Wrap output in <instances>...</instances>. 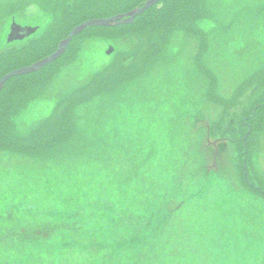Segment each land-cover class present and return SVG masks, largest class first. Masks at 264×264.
<instances>
[{"label": "rangeland", "instance_id": "374dc122", "mask_svg": "<svg viewBox=\"0 0 264 264\" xmlns=\"http://www.w3.org/2000/svg\"><path fill=\"white\" fill-rule=\"evenodd\" d=\"M64 1L74 3L0 0V53L43 36L53 9L63 7ZM208 8L213 17L199 21L211 33L205 61L219 78L218 93L230 98L245 79L264 68V0H208ZM14 23L38 30L23 40L10 41ZM199 42L195 35L177 33L166 54L143 75L106 87L102 95L79 107L67 160L0 150V228L14 226L19 216L31 210L33 203L27 197H36L42 205L46 200H65L66 193L75 198L76 191L84 194L89 186L95 195L104 188L107 211H118L107 224L111 227L115 220L114 227H119L126 210L122 202L136 201L141 190L135 186L143 182V196L169 189L162 201L173 215L151 252L135 263L264 264V195L241 182L234 145L208 135L209 126L227 113L225 131L229 129L233 136L231 120L242 115L243 107L225 113L207 100L208 80L195 62ZM143 43L144 37L137 34L79 39L74 55L58 64L52 78L14 118L17 131L29 133L54 113L59 100L105 68L114 66L111 73L117 74L119 63L128 67L139 62ZM251 93L242 100L245 105ZM216 141L220 142L215 161ZM252 153L255 169L264 175V130ZM98 215L93 224H103L102 213ZM122 226L133 225L122 222ZM85 240L73 244L75 256L62 254V264L105 260L107 256L99 254V240Z\"/></svg>", "mask_w": 264, "mask_h": 264}, {"label": "trees", "instance_id": "16d2710c", "mask_svg": "<svg viewBox=\"0 0 264 264\" xmlns=\"http://www.w3.org/2000/svg\"><path fill=\"white\" fill-rule=\"evenodd\" d=\"M147 1L62 2L63 7L53 9V19L43 36L31 39L21 48L0 53V80L11 71L30 66L55 53L60 43L78 25L130 12L142 7ZM212 17L208 0H163L138 16L132 24L86 29L72 41L61 59L39 72L17 76L7 82L0 93V150L35 158L67 157L70 141L77 133V109L102 95L106 87H118L121 85L118 82L124 83L143 75L157 58L166 54L177 33H186L195 35L200 40L195 62L208 80L207 100L222 107L225 113L243 107L242 115L231 120L236 130L233 136L228 134L229 129L225 131L229 122L227 113L209 126L208 135L212 139L222 138V141H230L234 145L241 182L254 192L264 195V175L257 172L252 157L258 135L264 130V68L256 70L245 79L230 98L222 97L218 93L219 78L205 61L211 33L199 25V21ZM126 34L144 37V49L142 48L139 62L128 67L119 63L117 74L111 73L115 70L114 66L105 68L89 83L59 100L54 113L44 118L29 133L17 131L14 118L32 101L34 92H40L39 87L52 78L58 64L70 54L74 55L79 39L84 36L118 38ZM249 90H252L251 98L245 105L242 100L247 99ZM142 183L135 186L138 192L141 190L136 201L134 198L129 204L122 202L126 210L120 215L122 221L119 227H114L115 220L110 222L111 227L107 224V220L118 215V211H107L109 200L103 192L104 188H100L95 195L89 186L84 194L79 195L76 191L75 198L70 199L66 193L65 200H46L42 205L35 202L36 197L25 198L32 201L31 210L19 216L14 226L0 228V264H62V254L66 251L70 254L69 257L75 256L77 251L73 244L85 242V238L98 239V246L102 248L98 253L107 256L96 264H137V259L144 253L151 252L155 240L169 229L173 215L163 204L169 189L164 187L159 189L163 192L158 195L153 191L143 196ZM153 186L158 189L159 185ZM100 212L103 224H93L94 216L99 217ZM122 222L132 223L133 226L123 227Z\"/></svg>", "mask_w": 264, "mask_h": 264}, {"label": "water", "instance_id": "95a60500", "mask_svg": "<svg viewBox=\"0 0 264 264\" xmlns=\"http://www.w3.org/2000/svg\"><path fill=\"white\" fill-rule=\"evenodd\" d=\"M162 1L163 0H149L142 7H138V8H136L130 12L115 15V16L110 17V18L93 19V20H89V21H86V22L78 25L77 27H75L71 31L70 35L60 43V45H59V47L55 53H53L49 57H47L43 60H40V61L30 65V66L16 69L14 71H11L7 75H5L0 80V93L4 89L5 85L7 84V82L10 79L17 77V76L29 75V74L38 72V71L42 70L43 68H45L46 66H48L49 64L60 59L64 55V53L68 50L72 41L78 35L82 34L86 29L92 28V27H116L119 25L132 24L135 22V19L138 16L143 15L149 9L156 6L157 4H159ZM37 30H38L37 27L23 28L21 25L14 23V25L12 26L11 34H10V41L23 40L26 37L34 34ZM112 52H113V48H110L109 54H111ZM218 142L219 141H216L213 144L216 147L215 161L217 158V154L219 152L218 146H217Z\"/></svg>", "mask_w": 264, "mask_h": 264}]
</instances>
